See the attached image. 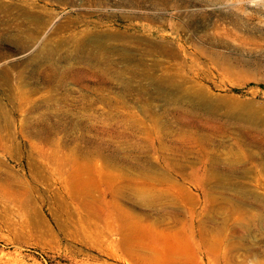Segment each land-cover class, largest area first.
Wrapping results in <instances>:
<instances>
[{"label":"rangeland","instance_id":"374dc122","mask_svg":"<svg viewBox=\"0 0 264 264\" xmlns=\"http://www.w3.org/2000/svg\"><path fill=\"white\" fill-rule=\"evenodd\" d=\"M0 264H264V0H0Z\"/></svg>","mask_w":264,"mask_h":264}]
</instances>
